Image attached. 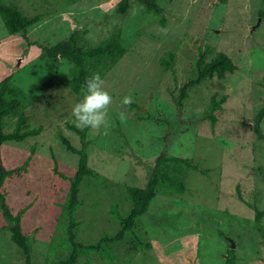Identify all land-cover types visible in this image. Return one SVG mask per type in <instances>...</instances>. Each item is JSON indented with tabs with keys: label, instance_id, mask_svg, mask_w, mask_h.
<instances>
[{
	"label": "rangeland",
	"instance_id": "rangeland-1",
	"mask_svg": "<svg viewBox=\"0 0 264 264\" xmlns=\"http://www.w3.org/2000/svg\"><path fill=\"white\" fill-rule=\"evenodd\" d=\"M4 1L16 3L27 16L45 14L29 28L32 42L50 46L77 30L81 44L90 46L117 27L125 37L127 54L104 78L112 95L107 122L89 130L88 164L97 177L81 184L84 204L77 211L78 239L94 242L104 233L116 232L112 205L126 212L131 206L127 186L153 182L158 195L137 227L153 247L127 261L133 241L128 237L115 246L117 261L107 263L92 253L77 264H226L231 242L237 255L234 264H264L255 212L237 197L239 186L245 200L255 196L256 205L264 209V141L252 129L264 105V0H155L164 8L165 26L156 12L145 13L138 0H131L123 15L115 12L120 0H79L70 5L65 0ZM168 50H174L175 57L164 70L160 59ZM219 51L232 58L236 70L197 85L178 107L175 99L196 77L200 55L206 54L209 61ZM70 67L63 59L43 57L39 47L27 45L20 35H10L0 17V80L10 76L33 97L26 110L29 123L44 127L38 136L0 147L7 168L32 156L27 171L8 178L2 189L14 214L27 208L22 227L33 236L32 264H45L48 258L57 261L55 252L67 255V249L51 253V245L64 237L60 216L70 186L69 180L54 173L53 154L67 176L74 175L79 159L62 145L57 131L81 147L80 137L66 126L75 124L72 108L79 99L57 85ZM125 95L137 107L122 104ZM213 95L226 96L214 127L203 119ZM121 112L126 114L123 122ZM6 127L11 130L13 122ZM261 127L264 133V119ZM161 153L191 159L199 166L178 180L174 194L166 193L159 179L153 180ZM204 169L205 174L200 172ZM10 234L0 210V264H26Z\"/></svg>",
	"mask_w": 264,
	"mask_h": 264
},
{
	"label": "trees",
	"instance_id": "trees-1",
	"mask_svg": "<svg viewBox=\"0 0 264 264\" xmlns=\"http://www.w3.org/2000/svg\"><path fill=\"white\" fill-rule=\"evenodd\" d=\"M79 0H65L66 5H70ZM144 6V12L154 13L158 16V21L161 26H165L166 18L164 16V8L156 3L155 0H138ZM226 1V0H222ZM131 7V0H120L115 8L118 15L125 14ZM44 13H37L27 16L24 11L16 3H8L0 0V17L4 23L7 32L10 35H20L27 45H35L41 49V55L50 59H63L71 65L67 77L64 80L57 82V85L64 86L70 91L72 96L81 98V86L86 77L93 73H100L102 78L111 71V69L127 54L128 48L124 45V36L121 27H117L107 35L103 40L95 45L81 44L79 32L74 30L72 34L53 45H44L38 42H32L28 36L29 28L39 23ZM175 57L174 50H168L160 59V63L164 70H168ZM196 77L189 80L180 89L179 96L175 99L178 107L184 105V101L188 97L190 90L207 81L208 79H223L229 72L236 70L232 58L225 52L219 51L209 61H206V54L202 53L196 64ZM49 88L51 84H44ZM226 101V96L217 99L213 95L210 99L209 108L204 114L205 120L210 121L214 127L218 121L217 111L222 109V105ZM33 97L28 92L16 84L10 76H6L0 80V147L5 142L15 141L23 142L29 137L38 136L42 130V125L32 126L29 123V117L26 112L27 108L32 104ZM130 108L137 107L135 103L129 105ZM264 119V105L256 115V120L253 125V131L258 139L264 141V133L261 127ZM13 122L11 130H6L8 122ZM68 129L75 132L80 137L81 147L76 148L72 142L62 133L57 131V137L65 146L66 150L77 154L78 167L72 176H67L59 170V164L55 154H53V171L65 180H69V194L62 204L61 220L63 221L64 237L62 241H55L51 245V253H54L55 248L67 249V255L61 257L55 252L57 261H51L48 258L45 264H77L82 256H89L92 253L97 254L104 262L112 263L117 261L118 257L115 252V246L124 242L128 237L133 238L131 249L127 253V261H131L137 252L150 250L152 243L142 239L137 233V227L140 219L148 213L152 201L157 197V190L154 188L153 182L147 183V186H127L128 200L131 202L130 208L126 212L119 209L118 204L114 203L111 207V214L117 220L119 225L118 230L114 233H104L99 239L94 242H83L78 239V231L80 221L77 218V211L84 204L80 196L81 184L87 178L97 177L95 170L89 166V156L87 150L91 144L89 137L90 128L81 129L75 124L66 123ZM36 146L31 148V153H34ZM32 156H28L24 163L15 168H7L2 163L0 153V210L3 217L9 224L11 232V241L19 247L25 257L26 264H32V243L33 236L25 234L22 227V216L26 213L27 208H22L18 213L14 214L6 201V193L2 190L8 178L14 175H20L27 171L28 165ZM191 168L199 169V166L193 164L191 159L177 157L168 153H161L157 157L154 170V179L160 180L159 185L167 188L166 193H176L174 190L178 185V180L185 176ZM205 174L206 169L200 170ZM237 197L240 201L252 208L255 212V225L258 235L264 245V225L262 219L264 217V209H260L256 205V197L253 201L245 200L237 186ZM172 195V194H171ZM224 238H227L222 232ZM237 260L236 249L232 247V242L229 244V249L226 257V264H234Z\"/></svg>",
	"mask_w": 264,
	"mask_h": 264
},
{
	"label": "clouds",
	"instance_id": "clouds-1",
	"mask_svg": "<svg viewBox=\"0 0 264 264\" xmlns=\"http://www.w3.org/2000/svg\"><path fill=\"white\" fill-rule=\"evenodd\" d=\"M112 95L105 87V81L100 73L86 77L81 86V98L73 105L72 116L76 127L99 129L107 122L109 105ZM133 102L130 95H125L121 101L124 105ZM121 122L126 119L124 112L119 113Z\"/></svg>",
	"mask_w": 264,
	"mask_h": 264
},
{
	"label": "water",
	"instance_id": "water-1",
	"mask_svg": "<svg viewBox=\"0 0 264 264\" xmlns=\"http://www.w3.org/2000/svg\"><path fill=\"white\" fill-rule=\"evenodd\" d=\"M147 3H149L148 0H145ZM249 127H251L252 125L251 124H248ZM232 247H235V244L232 242Z\"/></svg>",
	"mask_w": 264,
	"mask_h": 264
}]
</instances>
